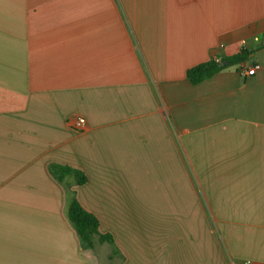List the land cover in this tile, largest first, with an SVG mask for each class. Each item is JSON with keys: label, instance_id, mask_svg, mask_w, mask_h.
<instances>
[{"label": "crops", "instance_id": "1", "mask_svg": "<svg viewBox=\"0 0 264 264\" xmlns=\"http://www.w3.org/2000/svg\"><path fill=\"white\" fill-rule=\"evenodd\" d=\"M0 264H264V0H0Z\"/></svg>", "mask_w": 264, "mask_h": 264}, {"label": "trees", "instance_id": "2", "mask_svg": "<svg viewBox=\"0 0 264 264\" xmlns=\"http://www.w3.org/2000/svg\"><path fill=\"white\" fill-rule=\"evenodd\" d=\"M248 54L249 52L247 50L240 49L239 52L230 56H223L218 59L211 57L204 62L188 68L185 72L186 79L190 84H197L228 66L241 63L245 60ZM49 171L58 181H61L66 175H71L74 178L76 185H81L86 181V177L83 173L69 166L51 164L49 166ZM66 214L82 247H91L94 239H97L99 242L109 243L112 245L114 253L117 252L112 235L109 233L103 234L98 231V219L80 205L73 190L68 191Z\"/></svg>", "mask_w": 264, "mask_h": 264}, {"label": "built area", "instance_id": "3", "mask_svg": "<svg viewBox=\"0 0 264 264\" xmlns=\"http://www.w3.org/2000/svg\"><path fill=\"white\" fill-rule=\"evenodd\" d=\"M218 59V58H216ZM259 68V65L254 64L250 68L241 70L242 74L246 75H252L256 72V70ZM69 124L72 128L75 129H83L85 126V119L83 117H76L69 121Z\"/></svg>", "mask_w": 264, "mask_h": 264}, {"label": "rangeland", "instance_id": "4", "mask_svg": "<svg viewBox=\"0 0 264 264\" xmlns=\"http://www.w3.org/2000/svg\"><path fill=\"white\" fill-rule=\"evenodd\" d=\"M99 231V230H98Z\"/></svg>", "mask_w": 264, "mask_h": 264}]
</instances>
